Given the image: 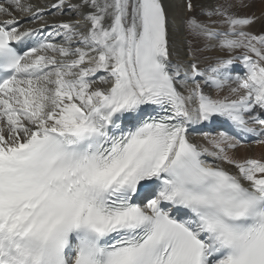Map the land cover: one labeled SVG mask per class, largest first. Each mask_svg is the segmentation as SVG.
I'll use <instances>...</instances> for the list:
<instances>
[{"label":"snow or ice","instance_id":"obj_1","mask_svg":"<svg viewBox=\"0 0 264 264\" xmlns=\"http://www.w3.org/2000/svg\"><path fill=\"white\" fill-rule=\"evenodd\" d=\"M51 7L0 0V264H264V158L189 132L264 144L259 18L186 0L181 50L165 0Z\"/></svg>","mask_w":264,"mask_h":264},{"label":"bare ground","instance_id":"obj_2","mask_svg":"<svg viewBox=\"0 0 264 264\" xmlns=\"http://www.w3.org/2000/svg\"><path fill=\"white\" fill-rule=\"evenodd\" d=\"M29 0H22V3L28 2ZM33 1V0H31ZM256 0H232L234 4H236V11L241 16H251L252 14H255L257 19L255 23L249 28V30H253L257 33L264 34V8H262L259 13H257ZM264 1V0H263ZM75 2V0H73ZM186 0H165V3L169 6V12L171 16L175 19L177 24V29L174 35V39L177 42V46L183 50L186 47V41L190 39V37L187 36L185 32H183L180 28V21L186 14V9L184 7ZM194 3L197 5L203 6L207 3H210L211 0H193ZM57 3V0H37V5L40 7H45L43 18H33L34 13L33 12H19L20 16L25 18V22L21 23V30L29 29L31 28V25L25 26L27 24H30L32 22L36 23V26L39 24H46V23H55L60 24L63 22H66L70 19L75 18L74 14L71 11H63V12H57L56 9L52 8L51 6L53 4ZM39 7V8H40ZM200 8L198 7L196 9V12H199ZM262 13V14H260ZM42 26V25H39ZM41 32L42 29H39ZM59 39V38H57ZM207 54V52L205 53ZM211 55H215V53H208ZM210 55V56H211ZM191 137L193 139H196L200 141L202 144L205 143L204 137L199 138L197 135L191 134ZM250 145H241L238 147L244 154L248 151L250 152L247 158H264V144H259L257 142L249 143ZM236 152V150H235ZM244 155V156H245ZM225 167H229L228 165H225Z\"/></svg>","mask_w":264,"mask_h":264},{"label":"rangeland","instance_id":"obj_3","mask_svg":"<svg viewBox=\"0 0 264 264\" xmlns=\"http://www.w3.org/2000/svg\"><path fill=\"white\" fill-rule=\"evenodd\" d=\"M31 2H35L34 4H35V6L36 7H40V6H38L37 5V0H33V1H31V0H29L28 2H26V3H31ZM255 5H256V10H257V13H259V11L262 9V8H264V1L263 0H256L255 1ZM40 8H42V9H44L45 10V7H40ZM260 14H262V13H260ZM46 24H48V23H46ZM29 25H31V27H34V26H36V23L35 22H32V23H30V24H27V25H25L26 27L27 26H29ZM39 25H44V24H39ZM205 55H208V56H210L211 54H205ZM236 154L237 155H244V153L240 150V149H236Z\"/></svg>","mask_w":264,"mask_h":264}]
</instances>
